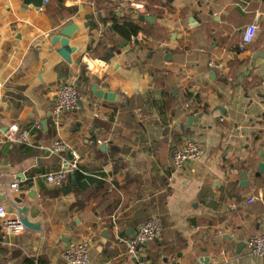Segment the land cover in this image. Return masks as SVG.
Wrapping results in <instances>:
<instances>
[{
	"label": "crops",
	"instance_id": "0c3cea01",
	"mask_svg": "<svg viewBox=\"0 0 264 264\" xmlns=\"http://www.w3.org/2000/svg\"><path fill=\"white\" fill-rule=\"evenodd\" d=\"M106 1L50 0L39 10L0 0V206L16 219L14 202L41 224L10 235L0 223V264H68L63 253L80 240L91 242L92 264H264L236 246L264 233V58L254 59L264 52V0ZM113 13L150 20L132 43L114 34ZM256 20V40L241 50ZM72 24L68 63L52 38ZM65 83L86 100L55 125L53 91ZM92 86L119 99H99ZM17 130L31 145L6 141ZM190 138L203 158L175 171L172 153ZM58 139L81 161L51 187L43 176L62 157L37 145ZM152 218L161 237L127 254L119 239Z\"/></svg>",
	"mask_w": 264,
	"mask_h": 264
},
{
	"label": "built area",
	"instance_id": "2783aa9c",
	"mask_svg": "<svg viewBox=\"0 0 264 264\" xmlns=\"http://www.w3.org/2000/svg\"><path fill=\"white\" fill-rule=\"evenodd\" d=\"M49 1L50 0H43V3L46 5ZM39 10H43V7ZM258 31V20L242 31L239 44L241 50L255 42ZM131 41L132 43H135L137 41V36H132ZM93 52L94 50H90L85 54L86 61L84 62V67L86 69H90L92 67ZM85 100L86 95L79 90L76 83H65L58 86L53 91L51 117L54 124L57 125L63 115L79 111ZM34 128L37 131H40L42 130V124L40 122H36ZM5 139L7 142L15 145H31L29 132L26 131H9L5 134ZM98 143L101 144L102 141H98ZM37 148L51 156L62 157L60 168L43 176V180L49 186L62 187L69 181V177L71 175L79 171L81 155L66 140H54L48 146L40 144L37 145ZM203 155L204 150L201 143L194 138H190L172 153L171 164L175 171H180L187 166V164L201 160ZM18 184V181L12 183L11 188L18 189ZM255 200L256 198H252L249 202H254ZM0 223L6 234L10 235H19L26 229L19 218L11 219L8 216L5 206H0ZM162 231L163 229L159 219L152 218L145 224L141 225L131 237L120 238L119 242L124 245L127 254L136 256L140 248L158 240L161 237ZM246 246L250 256L264 260V233L255 234L250 237ZM63 257L68 264H92L91 242L89 240L70 242L63 253ZM137 264L153 263L147 260H139ZM199 264H205V262L200 261Z\"/></svg>",
	"mask_w": 264,
	"mask_h": 264
},
{
	"label": "water",
	"instance_id": "95a60500",
	"mask_svg": "<svg viewBox=\"0 0 264 264\" xmlns=\"http://www.w3.org/2000/svg\"><path fill=\"white\" fill-rule=\"evenodd\" d=\"M112 2H125L126 0H110ZM25 4L26 5H33L35 8L40 9L44 6L43 0H25ZM141 20H147L149 21V18H145L142 17ZM77 31V26L72 24L69 27L63 29L60 33V35L58 36H54L52 38V44L56 45L57 43H60V48L57 50V52L62 56V58L64 60H66L68 63H72L71 60V55L76 52V48L75 47H71L70 46V39L73 37V35L75 34V32ZM258 58H264V52H262L261 54H257L254 56V59H258ZM91 91L93 94H95V96L99 99H105L108 101H115L119 99V96L114 94V93H110V92H105L99 89L98 86H92ZM194 117H192L190 119V122L193 120ZM47 122L44 123V125H46ZM262 154V152H260V155ZM70 158V157H69ZM264 172V163H260L259 164V172L256 174L257 177H259L262 173ZM247 177L246 173H244L242 175V180H244L242 182V185H247V180L245 179ZM74 179V177H72ZM5 200L4 196L0 195V201ZM11 209L12 211L16 210L19 214V219L20 221L23 223V225L28 228V229H32V230H36L39 231L41 229V224L40 222H31L27 216V208H19L14 202H11ZM237 248H238V252L241 251V249H243V247L246 246L245 243H237L236 244Z\"/></svg>",
	"mask_w": 264,
	"mask_h": 264
},
{
	"label": "trees",
	"instance_id": "16d2710c",
	"mask_svg": "<svg viewBox=\"0 0 264 264\" xmlns=\"http://www.w3.org/2000/svg\"><path fill=\"white\" fill-rule=\"evenodd\" d=\"M99 2V0H97ZM108 3H113L107 0ZM112 30L115 35L124 41H128L132 36H137L141 31L145 30L141 22H135L128 18L116 17V14H112ZM102 45V43H101ZM97 51V50H96Z\"/></svg>",
	"mask_w": 264,
	"mask_h": 264
}]
</instances>
